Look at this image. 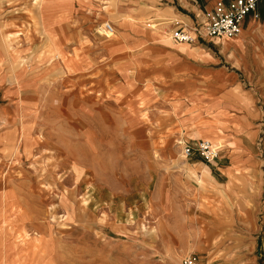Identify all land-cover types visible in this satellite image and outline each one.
I'll list each match as a JSON object with an SVG mask.
<instances>
[{
	"label": "rangeland",
	"instance_id": "obj_1",
	"mask_svg": "<svg viewBox=\"0 0 264 264\" xmlns=\"http://www.w3.org/2000/svg\"><path fill=\"white\" fill-rule=\"evenodd\" d=\"M136 1L0 0V264H179L187 253L214 263L232 253L223 247L231 221L222 233L204 226L246 201L251 185L227 175L222 195L203 182L197 153L183 157L187 139L217 151L233 142L189 84L173 80L181 56L167 52L132 72L111 67L128 31L173 44L167 26L151 24L166 21L150 19L151 8L123 12ZM105 21L112 34L102 35ZM172 46L187 56L214 51L207 38ZM239 46L238 63L257 69L253 48ZM166 84L177 123L159 93Z\"/></svg>",
	"mask_w": 264,
	"mask_h": 264
},
{
	"label": "crops",
	"instance_id": "obj_2",
	"mask_svg": "<svg viewBox=\"0 0 264 264\" xmlns=\"http://www.w3.org/2000/svg\"><path fill=\"white\" fill-rule=\"evenodd\" d=\"M228 1L138 0L135 5L131 3L122 10L129 15L132 9H136V5L149 7L153 11L149 16L150 19L158 14L159 20H166L151 24L158 23L161 33H167L162 29L167 26L170 33L177 26L190 28L194 23L204 21L206 14L218 3L226 4ZM141 11L144 13L145 10ZM239 31L240 38L222 36L207 39L214 51L198 46L202 49L194 56H187L177 47L172 46L179 42L172 40V45L157 41L149 42L145 36L139 37L128 31L124 36L127 47L118 53L121 54L113 63L114 66L111 65L132 72L136 65H148L154 59L167 57V52L177 53L182 61L180 72L178 71V75L173 80L177 83L184 81L189 84V92L200 98L202 104L206 103L205 109L210 115L208 117L210 123L223 132L225 141L233 142L219 150V154L210 161V165L202 159L195 161L194 164L197 169L205 167L209 178H203V182L205 181L206 185L220 194L230 195L226 190L227 175L242 176L245 182L251 185L252 193L248 195V199L246 197V201L242 198L235 205L232 203L231 208L223 209L222 213H214L216 217L204 226V229L210 233H222L227 225L221 223L227 224L231 221L232 225L229 227L234 234L223 247L232 250V253L223 258V261L214 263L207 260L202 263L199 257V264H264V0L256 1L255 9L242 19ZM240 43L246 48H253L257 69L251 66L244 69L236 60L234 45L240 48ZM202 50H205L207 55L197 57ZM149 77L154 78L151 75ZM117 87L125 90L120 86ZM149 90L145 89L139 93L141 102L147 101ZM159 93L163 105L167 106L169 116L174 119L169 106L171 100L169 98L176 94L174 87L166 84L164 88H159ZM189 138L194 139V136ZM200 194L201 191H198L197 195ZM197 217L193 216V222ZM217 224L219 227L214 230L213 226ZM191 231L199 232L195 222ZM195 244L196 242L192 246L195 247Z\"/></svg>",
	"mask_w": 264,
	"mask_h": 264
},
{
	"label": "built area",
	"instance_id": "obj_3",
	"mask_svg": "<svg viewBox=\"0 0 264 264\" xmlns=\"http://www.w3.org/2000/svg\"><path fill=\"white\" fill-rule=\"evenodd\" d=\"M257 0H229L226 4L218 3L202 22L194 23L192 27L177 26L173 28L169 37L175 42L200 44L206 38L231 37L238 34L242 19L255 9ZM103 35L113 32V26L109 22L100 25ZM181 143V141H180ZM179 144V143H178ZM181 153L184 158L197 153L202 160L209 162L216 157L217 152L210 147L206 140L199 139L193 145L182 142ZM179 264H199L191 253L182 256Z\"/></svg>",
	"mask_w": 264,
	"mask_h": 264
},
{
	"label": "bare ground",
	"instance_id": "obj_4",
	"mask_svg": "<svg viewBox=\"0 0 264 264\" xmlns=\"http://www.w3.org/2000/svg\"><path fill=\"white\" fill-rule=\"evenodd\" d=\"M113 33V32H112ZM112 33H110V34H112ZM240 33V31L238 32V34ZM237 34V35H238ZM237 35H235V36H237ZM180 43V42H179ZM182 43V42H181ZM202 140H206V141H208L209 142V144H210V147L213 149V150H215V151H217V149L212 145V143L209 141V140H207V139H202Z\"/></svg>",
	"mask_w": 264,
	"mask_h": 264
}]
</instances>
